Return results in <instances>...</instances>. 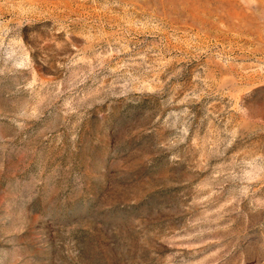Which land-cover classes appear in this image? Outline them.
I'll list each match as a JSON object with an SVG mask.
<instances>
[{"label": "rangeland", "instance_id": "1", "mask_svg": "<svg viewBox=\"0 0 264 264\" xmlns=\"http://www.w3.org/2000/svg\"><path fill=\"white\" fill-rule=\"evenodd\" d=\"M0 264H264V0H0Z\"/></svg>", "mask_w": 264, "mask_h": 264}]
</instances>
